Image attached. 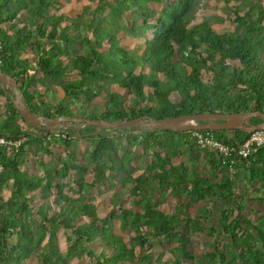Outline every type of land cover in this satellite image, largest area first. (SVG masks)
<instances>
[{"label":"trees","instance_id":"16d2710c","mask_svg":"<svg viewBox=\"0 0 264 264\" xmlns=\"http://www.w3.org/2000/svg\"><path fill=\"white\" fill-rule=\"evenodd\" d=\"M173 1L166 9L149 5H160L162 0H119V6L111 5L120 14L132 12L135 22H141L139 32L134 25H126L129 33L143 39L138 54L121 44L115 28L100 23L90 28L91 39L84 36L89 52L73 53L78 26L63 15H49L60 0H0V68L17 79L28 109L47 118L79 117L69 100L91 102L99 93L105 104L88 118L111 123L264 112L262 0L246 2L247 10L233 9L232 22L237 26L223 32L207 21L192 25L201 0ZM101 4L110 3L103 0ZM23 17L28 25L20 26ZM28 50L36 53L34 64ZM73 74L76 78L64 80ZM101 80L116 83L120 91ZM46 81L61 87L64 100H44L37 88ZM0 97L5 116L0 120V138L22 140L17 151L0 144V264H70L83 256L93 264H264V146L255 147L247 158L234 153L224 157L202 149L194 130L138 127L92 125L93 130H61L67 135L55 136L58 128L48 133L43 126L29 125L1 86ZM89 107L92 103L83 109ZM261 122L258 117L249 120L251 125ZM95 129L98 133L92 134ZM207 131L234 149L251 136L242 130H201ZM45 140L63 146L67 158L60 168L48 167L44 177L31 176L22 166L32 146L48 150ZM82 140L91 144L83 161L71 149ZM135 145L142 149L138 161ZM176 159L181 160L175 164ZM241 169L249 185L242 198L236 185ZM90 172L92 181L87 179ZM67 179L76 187L71 188ZM105 186L113 195L109 212L100 217L97 199ZM68 189L77 196L69 195ZM6 191L10 196L6 197ZM170 198L176 202L167 211L163 205ZM252 203L259 209L252 208V215H246V206ZM195 205H201L202 211L192 215ZM215 206L220 212L216 220L212 216ZM115 224L132 232L129 242ZM61 230L66 233L64 252L59 244ZM196 233L213 237L200 257L190 249ZM166 243L175 244L170 261L136 250L157 246L166 250Z\"/></svg>","mask_w":264,"mask_h":264},{"label":"rangeland","instance_id":"374dc122","mask_svg":"<svg viewBox=\"0 0 264 264\" xmlns=\"http://www.w3.org/2000/svg\"><path fill=\"white\" fill-rule=\"evenodd\" d=\"M103 0H60L59 4L57 6H54L53 8L50 9L49 15H63L64 17H67L70 20L71 25H77L78 29L75 31L76 36L78 37V41L75 45V48H73V53H88L89 48L87 44L84 41V36H88V39L92 38V31L90 30L91 27L95 26L96 24H101L102 27L106 28H115L116 33L118 34V37L120 38L121 44L128 49H134L135 52L138 54L141 53V47L143 44V39L140 38L137 34H131L128 31V28L126 25L133 26L135 27L136 31L139 32L140 30V23L135 22V16L131 12H125V14H120L116 11H114L111 7L114 6H119L120 3L118 2L119 0H104L105 2L107 1L110 4H106L104 7L101 2ZM136 1V0H132ZM255 0H231L230 4L226 5L223 0H201V5L198 6L192 16V25L198 24L202 21H207L215 30L218 32H223V31H233L235 29V24L232 22V19L235 17V14L233 12V9L237 7H242L245 8V3L246 2H252ZM172 3H174L173 0H162V3L159 4H152L150 3L149 5L154 8H168ZM262 4L264 6V0H262ZM112 5V6H111ZM246 9V8H245ZM247 10V9H246ZM24 24L28 25L26 18L23 17L22 21H19V25L23 26ZM63 24V22H62ZM73 28V26H70ZM143 31H146L148 34L150 31L147 30L146 28L143 29ZM79 32V33H78ZM136 32V33H137ZM36 55V53H31ZM32 63L34 64L35 61L32 60ZM139 71V69H138ZM76 78V75H66L64 77V80H72ZM46 85V91H45V96L48 98L49 103H56L61 100H64L63 95L60 93L58 86H51L48 81L44 82ZM101 84H107L109 88H113L114 90L120 91L118 89V86L116 83H110L107 81H100ZM42 88V86H40ZM58 89V92L56 95L53 94V89L56 88ZM56 100V101H55ZM175 100V98H174ZM177 100V99H176ZM3 99L0 98V113L2 114V111L4 110V104H3ZM68 101V100H65ZM70 102L69 105L70 107L73 108V112L76 115H79V117H92L95 114L99 113L102 105L105 104V99L103 97V94L99 93L97 96L91 100V102H86V100L83 98L80 101L77 100H69ZM93 107L85 108L83 109L84 106H87V104H91ZM89 119V118H88ZM93 120V119H91ZM60 131L62 129H70L74 130L75 132L79 131H86V130H93L92 125H85V124H61L59 127ZM128 128V127H125ZM122 131H126L128 133L130 130L123 129ZM94 132H97V129L92 131L91 133L93 134ZM90 142L87 140H84L80 143L74 142L71 149L74 153H77L78 157H80L83 161L84 157L87 156L88 150L90 149ZM135 161H138V158L140 155H142V149L141 147L135 145ZM67 158L66 157V150L63 146H59L55 150V156L52 157V159L45 160V164L47 167L41 168L38 167L37 165V159L35 157L30 158L27 160L26 163H24L22 169L24 172L29 173L31 176H39V177H44V175L47 172L48 167L51 168H60L63 164L62 160ZM150 160V158H147ZM177 160V159H176ZM177 162V161H175ZM93 173L90 172L87 175V179L89 181H92L93 179ZM70 179V178H69ZM67 179L66 182H68L69 186L71 188H75V184L73 183L72 180ZM102 194L99 196L97 199V207L99 209V216L104 217L108 212H109V204H110V198L113 195V191L109 189L107 186L102 187ZM66 192L71 195L72 197H76L77 194H74L72 190H66ZM94 195H97L95 191H92ZM6 197L10 196V192L6 191L5 192ZM98 196V195H97ZM52 197L51 199H53ZM97 198V197H96ZM176 200L174 198H170L167 200L166 204L163 205L167 211H172L174 208ZM40 203V202H39ZM134 203V202H133ZM133 205L131 202H128V206L132 207ZM202 205V204H201ZM201 205H195L191 209L192 215L198 214L200 211H202V206ZM257 203H252L249 206H246V210L244 213L246 215H252V208L259 209ZM134 207V206H133ZM136 209V208H135ZM56 210V208H55ZM200 210V211H199ZM215 215L212 214L213 219H218L220 217V213L218 212V208H214ZM118 224L120 225V222L118 221ZM115 229L117 232H119L122 236H124V240L126 242H129V234H132V232L127 231H122L120 230L117 225H114ZM213 237L207 235L206 233L203 234H192V243L190 245V249L193 250L194 255H197L200 257L201 255L205 254V252L208 249V243L212 241ZM59 244L61 250L64 252L66 250V233L64 231L59 232ZM168 245V248L165 250L161 246H157V248L154 249H144L142 250L141 248H137V253L138 254H144L148 252H153V256L155 257L154 259H157L158 256H161L162 262L164 261H170L171 258H174L175 256L171 253V249L174 248L175 244L174 243H166ZM110 252V250H108ZM112 253V252H111ZM110 253V254H111ZM70 264H93L91 259L87 256H83L82 258H73V260L70 261ZM157 264V263H153ZM162 264V263H158Z\"/></svg>","mask_w":264,"mask_h":264},{"label":"water","instance_id":"95a60500","mask_svg":"<svg viewBox=\"0 0 264 264\" xmlns=\"http://www.w3.org/2000/svg\"><path fill=\"white\" fill-rule=\"evenodd\" d=\"M0 85L5 89L7 95L11 96L17 110L20 111L23 119L31 126H43L48 133L53 128H58L61 124L72 122L85 125H93L99 128H123L138 127L147 130H171V131H201V130H242L249 134L256 130L264 129V112L252 111L245 113L221 114V113H201L196 115H183L179 117L165 118L159 121L153 120H129L122 123H111L105 120H91L86 117H58L47 118L34 114L24 104L21 93L18 89V81L12 75L3 72L0 68ZM6 86L9 90H6ZM258 117L261 123L251 125L249 120ZM187 121H193V125L185 124ZM94 132L93 134H97Z\"/></svg>","mask_w":264,"mask_h":264},{"label":"built area","instance_id":"2783aa9c","mask_svg":"<svg viewBox=\"0 0 264 264\" xmlns=\"http://www.w3.org/2000/svg\"><path fill=\"white\" fill-rule=\"evenodd\" d=\"M3 44L0 39V66L3 64ZM62 131H56L54 133L55 136H63L65 137L67 134ZM80 135V134H79ZM194 137L197 140L198 145L205 150L215 151L224 157L230 156L234 153L237 157L247 158L255 147L264 146V129L256 130L251 133L250 138L243 143L239 149L229 148L222 142L215 139L213 133L211 131H207L205 133L201 131H195ZM22 143V140H7L5 138H0V144L5 145L11 149L18 150ZM236 160H232L234 163ZM3 172V166L0 164V177Z\"/></svg>","mask_w":264,"mask_h":264},{"label":"crops","instance_id":"0c3cea01","mask_svg":"<svg viewBox=\"0 0 264 264\" xmlns=\"http://www.w3.org/2000/svg\"><path fill=\"white\" fill-rule=\"evenodd\" d=\"M29 52H30V50H28ZM31 53V52H30ZM28 56V59H29V61L30 62H32V60L34 61L35 60V55L34 54H28L27 55ZM1 86V85H0ZM40 86H42V85H39L38 86V90L39 91H42L43 93H44V95H45V89H46V86H42V88L40 87ZM2 87V86H1ZM58 88H59V91H60V93L63 95L62 97H64V94H63V91H62V89H61V87L60 86H58ZM4 89V88H3ZM5 90V89H4ZM6 90H10L9 89V87L8 86H6ZM11 91V90H10ZM53 94L54 95H56V93L58 92V89H57V87L56 88H54L53 89ZM1 98V97H0ZM3 99V98H2ZM4 100V99H3ZM44 100L46 101H49L48 100V98L46 97V96H44ZM56 101V100H55ZM49 103V102H48ZM3 104H4V101H3ZM43 116V115H42ZM5 118V116H4V110L2 111V114L0 113V120L2 121L3 119ZM60 129L58 128V131H59ZM62 130H66V129H62ZM83 141V140H82ZM81 141V142H82ZM55 143V141L54 140H45L44 141V145H46L45 147H47V151H40V149H39V147H37V146H32L31 147V152H30V155H29V157H28V160L30 159V158H33V157H35V159H37V165H38V167H40V164H41V168H44V167H47V165L45 164V160H47V158L48 159H52V157H54L55 156V154L54 155H52V156H50L49 155V151H52V152H55V150H56V148L57 147H59V146H57L56 144H54ZM39 150V151H38ZM187 153L184 155V157H183V159L184 160H186L187 159ZM181 159H177V160H175V161H177V162H175V164L176 163H179V161H180ZM23 167V166H22ZM237 175H238V177H237V179H236V185H237V188H238V191H239V193H240V198H242V196L243 195H245V193H247V191H248V188H249V185L247 184V181H246V179H245V171L243 170V169H241V170H238V172H237ZM244 199V201H245V203H244V205H247V198L246 197H244L243 198ZM216 208H217V206H215ZM219 212V211H218ZM220 213V212H219ZM213 214L215 215L216 213H215V211L213 210Z\"/></svg>","mask_w":264,"mask_h":264},{"label":"bare ground","instance_id":"6f19581e","mask_svg":"<svg viewBox=\"0 0 264 264\" xmlns=\"http://www.w3.org/2000/svg\"><path fill=\"white\" fill-rule=\"evenodd\" d=\"M185 124L193 125L194 122L193 121H187V122H185Z\"/></svg>","mask_w":264,"mask_h":264}]
</instances>
